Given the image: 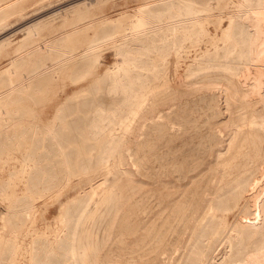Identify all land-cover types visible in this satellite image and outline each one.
<instances>
[{
  "label": "rangeland",
  "instance_id": "374dc122",
  "mask_svg": "<svg viewBox=\"0 0 264 264\" xmlns=\"http://www.w3.org/2000/svg\"><path fill=\"white\" fill-rule=\"evenodd\" d=\"M236 1L28 0L25 12L12 17L17 24L0 34V39L11 38L0 50V264H74L66 237L53 242L48 235L61 227L66 216L85 207L89 183L81 180V174L72 178V187L59 188L66 171L62 150L74 160L73 146L86 137L91 145L100 143V135L91 129L93 118L113 116L114 100L127 97L112 89L118 80L106 74L119 66L133 71L135 81L129 89L155 88L135 116L132 135L121 150L123 157L111 158L110 167L115 169L116 162L123 161L121 167L130 173L121 178L128 177L138 186L135 198L144 197L149 207L145 211L152 209L155 218L161 210L160 186L176 191L188 210L172 227L165 221L164 241L160 236L145 241L134 237L126 244L127 260L118 256L108 264H190L186 244L193 231L210 234L221 220L226 234L199 240L195 248L201 256L195 264H264V168L250 189L235 192L231 211L217 209L214 221L204 220L197 226L238 147L245 146L242 150L248 152L251 144L256 152L264 145V114L258 113L262 115L256 118L259 122H253V109L264 110V0ZM146 16L161 25L141 30L138 22ZM38 18H46L43 26L24 42V27ZM41 41H49L57 50L40 49ZM98 41L102 43L95 55L86 53ZM173 41L178 43L177 56L169 48ZM236 41L255 51L253 60L240 62V46L232 45ZM62 58L66 59L57 64ZM226 66L239 68L244 80L250 81L236 98L225 91L233 74ZM42 67L51 71L9 90ZM176 84L186 92L169 99ZM160 90L169 98L155 99ZM167 126L168 139L162 135ZM232 137L234 148L230 147ZM103 144L86 151L96 157ZM220 151L223 156L217 157ZM94 169L92 182L101 183L103 176ZM109 178L95 194L96 200L113 192L111 184L117 175L111 173ZM124 193L116 191L118 197ZM228 197L223 195L222 200ZM62 203H66L63 209ZM94 208L91 204L88 213ZM107 210L108 205L101 204L96 220ZM170 214L174 210L168 208L163 218ZM157 226L149 224L152 231ZM156 245L159 249L152 252L157 254L147 251Z\"/></svg>",
  "mask_w": 264,
  "mask_h": 264
},
{
  "label": "bare ground",
  "instance_id": "6f19581e",
  "mask_svg": "<svg viewBox=\"0 0 264 264\" xmlns=\"http://www.w3.org/2000/svg\"><path fill=\"white\" fill-rule=\"evenodd\" d=\"M243 2H244V0H243ZM234 19H235V17H234ZM137 22H138V20H137ZM43 24H44L43 21L40 20V22L38 21V23H34V24L30 25L27 28V32L25 33L26 37L23 39L24 42L26 41V39L34 36L37 33V31L40 29V27H42ZM160 25H161V23L158 24L156 22V20L150 16L143 17L138 22V26L141 28V30L146 29V28H152V27L160 26ZM200 26H202V24H200ZM199 28L202 29L201 27H199ZM174 32H175V30H174ZM225 35H226V37H231V34L229 33V31H225ZM188 39L190 40V38H188ZM101 43L102 42L98 41L97 44L93 43L92 45L88 46L85 50L86 53L89 54L92 51L95 55V51H96V49H98V47ZM7 44L8 43L3 44L0 47V49H4L5 46H7ZM247 44L251 45V43H247ZM177 45H178V43L176 41H173L170 43V46H169L170 49L171 48L173 49L174 54L176 56L178 55V52H177L178 49L176 48ZM232 45L236 46V47L240 46V50L238 53V57L240 58V62L251 61L254 59L255 51L252 50V48H250V47L244 48L243 45H241L240 41H236V42L232 43ZM262 45H264V41H263ZM37 46L40 49H43L46 51H49L50 49L51 50H57V48H53V45H51V43L49 41H41L37 44ZM65 52H67V51H65ZM64 59H66V58H62L61 60H59L57 62V64L62 63V61ZM158 60L160 62L162 60V57H159ZM162 62H164V61H162ZM92 66L95 67V64H93ZM226 67L231 69L233 74L229 78V83H228V86L225 88V91H226V93L230 94L232 97L236 98L239 94H242L244 87L248 86L250 84V81L244 80L242 73H241V70L239 68L233 67V66H226ZM154 68H152V69H154ZM50 71H51V67H42L40 69H37V71L33 72L25 80H23L19 83H14L13 85H11V89H9V90H11V91L15 90L16 85L26 84L34 76H36L38 74L48 73ZM132 73H133V71H131L130 68H124L121 66H119L117 69H112V70L110 69L106 73L108 75L111 74V76H114L115 79L118 80L116 82V84L114 85V87H112V89L116 90V93L119 92V93H122L124 95L126 94L127 97H126L125 101H121V102L118 100H116V101L114 100L116 107L114 108L113 116L103 117L102 119L101 118L99 119L95 115L96 118L95 117L93 118L94 120L92 121L91 129L94 131V134L100 135V137H99L100 143L98 145L97 144L91 145V144H89L88 138L86 137L83 141V142L86 141V144H83V142H81V145L73 146L74 155L72 156V158L74 160L67 159V158H70V153H66L64 150H62L61 156H63V158H65V159H63L62 163L65 164L66 171H65L64 181L61 185H59V188H61V190H62L66 187L67 188L72 187L74 185L72 178L76 175H81V174L86 175V176L81 175V180L87 181L89 183V187L87 188L88 191H86L84 189V191H86V194L89 197V200L87 201L85 207H83L80 211H77L76 213H73L69 216H66V218L63 220V223L61 222L62 223L61 227H59V229L57 227V229L54 231H53V229H51L52 232L50 231L51 234L48 235L50 240H52L53 242L63 240L64 237H66V240L69 242V246H70L68 249V252L71 254V259L73 260L74 264L79 263L80 260H81V262H83V264H108V262L112 261V259L114 257L119 256V258L122 259L123 257H125L124 254H126L127 251H129L128 250L129 247L126 245V244H128L127 243L128 241L130 242L131 240L133 241L134 239L144 240L145 238L151 239L152 237H155V236L162 237L161 241H164L163 237L165 238L167 235V232H168V229H162V225H164L165 221L167 223H171L170 226L171 225L173 226L174 223H178V221H181L183 218H185L187 216L186 213L188 210V205L186 203L183 204V203H181V201H179L180 198H179V196H177V192L172 191V190H166V186H160L157 188V194L162 196L161 205H160L161 210L156 214L157 217L155 218L154 212L152 209L149 212L145 211V210L149 209V207L147 206V203H146V199L144 197H142L140 199L135 198L137 191H138V186L134 185V183L128 177H126L125 179L121 178L122 174H129L130 173V171L127 168L121 167V163L123 161L121 162V160L119 159L115 164L118 167H115V169H112L113 166H112V168L110 167L111 166L110 162L112 161L111 158H115V157L121 158V156L123 154V153H121V150L123 149L125 142L130 139V138H128V135L133 131V127H134L133 125H134V121L136 118L135 116L140 110H142L145 107V104L147 103V101L149 99L150 93L155 88V87L148 88L147 86L143 85L142 88L140 90H137V91L129 89L128 88L129 84H131L132 81H135L134 77L132 76ZM102 77L99 74L97 76V80H99V81L102 80L103 79ZM176 86H177V88H176L175 92L172 93V95L168 94L170 98L167 96V93L164 94V92L160 90V91L156 92L157 97L155 96V99L156 98L159 99V98H162L164 96H167L169 99H171V97L173 98L175 95L177 96L178 93H179L178 95H180V94L186 92V90L184 89V87L181 86V84H176ZM251 92L255 93V87L252 88ZM133 93H136V95L132 97ZM173 94H175V95H173ZM165 99L166 98H163L164 101H165ZM247 99H249V98L247 97ZM157 103H158V101L156 102V105H157ZM153 105L154 104H152V106ZM148 107H149V105H148ZM246 107H247V105H246ZM152 108L153 107H151V109ZM231 110H233V109H231ZM263 111H259L258 107H255L253 109V114H254V121L253 122H256V121L259 122L258 120H256V118L260 119V117L262 115L258 114V113L262 112V114H264ZM146 112H148V111H146ZM237 112H238V110H237ZM141 114H143V113L141 112ZM139 117L140 116H138V118ZM98 119L100 121H98ZM261 126L264 127V123H261ZM167 127H168V130L165 131L164 134H162V135L168 139L169 136L171 135V132H170L169 126H167ZM136 128L138 129V127H136ZM234 131L233 132L236 134V132L238 130L235 129ZM166 134H168V135H166ZM235 134H233V136ZM131 135L132 134H130V137H131ZM54 136L57 137L56 134H54ZM89 139H90V137H89ZM234 139H235V137L234 138L232 137V139H231L232 142L230 140V147H233L235 145L233 142ZM58 140L59 139L57 138V141ZM102 143H104L103 144L104 146L102 145L103 149L100 150V152H98V155L96 157H95V154L93 155L92 151H90V152L86 151L87 149L93 150V148L100 146ZM244 147L245 146H239L238 147V148H240L239 153L236 152L235 153L236 155L233 154L231 156L230 160L228 161V164L226 165L224 172L222 173V175L219 179V185H218L217 191L214 192L213 197L208 200V202L205 206L206 207L205 213H204L203 217L198 221V224H197L198 228H200V226L202 225L204 220L209 221V222L214 221L216 218L217 209H221L224 212L231 211L234 207L233 199L237 198V195L235 194V192H237V191L243 192L245 190L250 189L253 185V181L258 180L259 176L261 175V172L263 171V168H264V145H263V147L259 148L258 151H256V152L252 151L253 149L251 148V144L248 146V147H250V151H248V152H244L242 150ZM61 148H63V147H61ZM246 149H247V147H246ZM246 149H244V150L246 151ZM124 150H125V148H124ZM122 152H124V151H122ZM221 156H223L222 151H220L217 154V157H221ZM114 161H116V160H114ZM92 168H95L94 169L95 172L100 171L102 173V174L100 173V175L103 176L102 177L103 180L101 183L92 182V180L94 179V177H93L94 172L92 174H90L93 171ZM111 173L117 175V178H115V180L111 184L113 192L108 194V195H105V196H103L101 194L102 196H100L99 199L96 200L95 194L98 193L99 188L103 187L105 184L110 182L109 174H111ZM118 189H122L125 192L122 197L117 196L116 191ZM196 192L198 193L197 196L199 197L201 195L200 191L197 190ZM205 194H206V191H205ZM263 194H264V191H263L262 195ZM43 195H41V196H43ZM223 195L230 196V197H228L226 200H222ZM68 198H69V196H68ZM33 199H34V196H33ZM65 204L66 203L61 204L62 209L64 208L63 206H65ZM91 204L95 205V208L90 213H88V207ZM101 204H107L108 210L104 214L103 218H101V220H96V218L100 212V205ZM152 206H153V204H152ZM32 207H33V205L31 204V208ZM198 207H200V206H198ZM168 208H171L172 210H174V214L167 215L166 218L164 219L163 213ZM105 216H109V217H105ZM148 218H150L149 222H148ZM116 221H118V222L116 223ZM149 224H150V226L152 225L153 227H156L158 225L157 229L152 231L151 227H149ZM48 227H49V225H48ZM48 230H50V229H48ZM226 231H227V228H226V224H225L224 220H221L216 225V228L211 231L210 234H207V233L204 234V230H203L201 232V234L197 235L196 231L194 230L191 237H190V240L188 241V244H186L187 256H189L190 264H195V261L201 256L200 251H198L195 248L197 245V242L199 240L207 239V237H211L212 239H215L216 237L220 236L221 234H226L225 233ZM33 234H31V235H33ZM10 239H7V240H10ZM229 240L231 243L232 239H229ZM160 242H158V243H160ZM133 245L131 244L132 247H133ZM158 245L160 246V244H158ZM189 245H190V247H189ZM129 246H130V244H129ZM139 247H140V245H139ZM157 247L158 246L156 245L155 249L151 248L150 250L148 249L147 251L152 252V251L156 250V252H157ZM19 248H21V247H19ZM158 249H159V247H158ZM137 250H139V249H137ZM160 250H159V252H160ZM18 251H16V252H18ZM140 251L142 252L143 250L141 249V250H139V252ZM145 252H143V253H145ZM263 252H264V250H263ZM152 253H154V252H152ZM147 254H149V253L147 252ZM154 254H157V253H154ZM13 255H14V253H13ZM129 256H130V254H129ZM141 256H144V254ZM141 256H140V258H142ZM144 257H146V256H144ZM14 258H15V256H13V259ZM140 258H137V259L140 260ZM100 259H102V262L100 261ZM125 259H126V257H125ZM130 259H132V258H130ZM142 259H141V261H142ZM17 261H19V260H17ZM114 261H116V260H114ZM126 262H128V261H126ZM143 262H145V261H143ZM135 263H137V262H135ZM157 263H158V261H157ZM143 264H147V263H143Z\"/></svg>",
  "mask_w": 264,
  "mask_h": 264
},
{
  "label": "crops",
  "instance_id": "0c3cea01",
  "mask_svg": "<svg viewBox=\"0 0 264 264\" xmlns=\"http://www.w3.org/2000/svg\"><path fill=\"white\" fill-rule=\"evenodd\" d=\"M27 1L28 0H0V34L4 32V30H6L7 28H10V26L12 25L14 26L15 24H17V20L15 21L12 20L13 19L12 17L14 15H17L19 17V14L21 12H22L21 15L25 12L24 7H26L25 5ZM45 19L38 18L35 21L28 23L24 27L25 33L27 32V28L30 25L34 23H38V21L40 22V20L43 21L44 23ZM25 37L26 36H24V38ZM5 43H8V44L11 43V38L5 37L3 39H0V47ZM0 50L2 51L3 49H0Z\"/></svg>",
  "mask_w": 264,
  "mask_h": 264
}]
</instances>
